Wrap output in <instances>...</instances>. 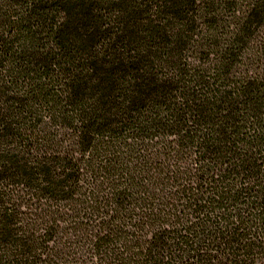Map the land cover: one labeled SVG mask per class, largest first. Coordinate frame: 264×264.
Returning <instances> with one entry per match:
<instances>
[{"label":"trees","instance_id":"trees-1","mask_svg":"<svg viewBox=\"0 0 264 264\" xmlns=\"http://www.w3.org/2000/svg\"><path fill=\"white\" fill-rule=\"evenodd\" d=\"M0 264H264V0H0Z\"/></svg>","mask_w":264,"mask_h":264}]
</instances>
